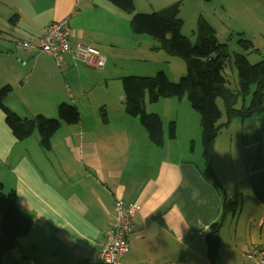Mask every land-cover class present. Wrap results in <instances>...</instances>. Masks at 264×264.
<instances>
[{"label": "crops", "instance_id": "crops-1", "mask_svg": "<svg viewBox=\"0 0 264 264\" xmlns=\"http://www.w3.org/2000/svg\"><path fill=\"white\" fill-rule=\"evenodd\" d=\"M176 1L133 4L150 13ZM65 17L74 41L106 56L103 68L73 65L68 55L57 66L46 53L14 43L38 38ZM133 34L130 15L109 0H0V84L12 87L6 106L20 116L54 117L58 104L68 102L80 113L79 122L62 123L44 149L37 132L17 140L0 109V182L31 220L11 251L24 264H89L117 199L137 208L123 264H242L246 250L264 247V113L244 118L239 127L234 121L237 143L232 133L218 135L211 164L219 181L217 147L219 191L204 175L198 115L190 113L196 111L188 100L160 98L156 110L145 100V110L162 119L161 146L125 113L121 78L165 71L159 43L146 39L151 44L141 47L144 37ZM225 185L235 188L226 193ZM229 200L234 212H223ZM214 223H220L215 262L206 239Z\"/></svg>", "mask_w": 264, "mask_h": 264}, {"label": "trees", "instance_id": "trees-1", "mask_svg": "<svg viewBox=\"0 0 264 264\" xmlns=\"http://www.w3.org/2000/svg\"><path fill=\"white\" fill-rule=\"evenodd\" d=\"M109 1L130 15L133 33L146 34L158 40L159 46L167 54L179 56L186 64V74L177 82H172L163 71L151 76H123L121 85L125 113L139 120L152 144L161 146L164 142L163 122L157 113L145 110L146 98L150 103L165 97H175L179 100L186 98L200 116L204 175L221 191L211 164L214 140L220 128L228 125L233 117L244 119L264 111V63L250 64L244 56L235 54L234 64L238 72L239 87L234 93L227 87V79L222 73L228 54L226 48L218 42L215 29L201 16L197 22V39L194 44L181 34V20L177 16L181 0L150 13L135 11L133 0ZM240 41L245 47L250 44L243 39ZM11 91L12 87L9 84L0 87V109L4 113L7 126L17 140L27 138L38 131L40 145L44 149H49L51 137L62 123L74 124L80 120L78 108L68 102L58 104L57 118L43 114L34 117L20 116L5 104ZM245 96H250L248 104L245 102ZM218 97L224 101L226 112V119L221 123H219L221 111L216 103ZM234 103H239L238 108L233 107ZM167 128L169 138H175L176 122L171 120ZM15 198L14 191L5 193L4 185L0 182V264L3 255L18 246V237L26 234L31 227V220L17 208ZM233 204H235L233 201H224L223 212H234ZM219 228L220 223H214L206 235L213 262L219 255Z\"/></svg>", "mask_w": 264, "mask_h": 264}, {"label": "rangeland", "instance_id": "rangeland-1", "mask_svg": "<svg viewBox=\"0 0 264 264\" xmlns=\"http://www.w3.org/2000/svg\"><path fill=\"white\" fill-rule=\"evenodd\" d=\"M177 16L181 20L180 32L191 42V44H194L197 39L196 26L199 17L202 16L206 19L208 18L213 24H215L216 29L215 28L214 29L216 32L217 40L221 45H223V47L226 48L228 54L226 66L223 69L222 73L227 79V87L229 88V90L233 91L234 93L237 92V89L239 87L238 72L234 64V55L240 54L244 56L247 62H249L250 64H254L257 62L264 63V0H181L179 4V11ZM208 19L207 22L209 23ZM133 35L135 37H144V41L139 43L141 44V47H147L149 44H151V42L150 43L147 42L146 39H148V41H155L156 44L158 41L146 34H133ZM241 39L249 41L250 44L245 47L241 43L240 41ZM133 44L134 47H136L135 45L138 44V40L135 39L133 41ZM165 57H166V61L164 64L165 71L163 72L172 82L173 81L177 82L181 76L186 74V64L184 60L179 56L169 55L166 53ZM180 71L181 74L179 73ZM137 72H141V71H137ZM139 76H151V75H139ZM1 85L2 84H0V86ZM244 98H246L245 102L246 104H248L250 100V96L247 97L245 96ZM244 98L241 97V99ZM157 102L150 104L148 108L150 109V107H153L151 109L156 110V107H158ZM216 103L219 110L221 111V118L219 119V123H221L224 122L226 119L225 105H224V101L220 97L217 98ZM238 104L239 103H234L233 107L238 108L239 106ZM263 106H264V98H263ZM190 113L198 115V125H199L198 134L201 137L199 113L198 112H190ZM261 113H264V111ZM253 115L257 116L258 114L255 113ZM54 118H57V116H54ZM241 120L243 119L239 117L236 118L233 117L228 125H224L220 128L218 135L220 133H222V135H225L228 132L232 133L234 135V140L237 143L238 138H237L236 129L234 128V121H238V127H239L241 125ZM35 132L38 133V131ZM218 135L214 140L213 150ZM223 138L224 136L219 137V145L222 143ZM201 148L202 147L200 141V149ZM213 150H212V154H213ZM194 159L197 160V158ZM213 161L217 164L216 166L220 181L223 178V170L222 167H220L222 164L218 160L217 147H216L215 155L213 157ZM232 188H235V186H232L228 189V186L225 185V188L223 190L227 193L229 190H232Z\"/></svg>", "mask_w": 264, "mask_h": 264}, {"label": "built area", "instance_id": "built-area-1", "mask_svg": "<svg viewBox=\"0 0 264 264\" xmlns=\"http://www.w3.org/2000/svg\"><path fill=\"white\" fill-rule=\"evenodd\" d=\"M18 47L34 49L50 55L57 66H61L66 55L73 65L84 64L91 68H103L107 59L97 48L84 42L74 41L69 17L49 23L41 36L33 40L14 39ZM137 211L135 205L124 204L122 199L114 203V215L104 234V241L89 264H123L129 251L128 239L132 231L131 218ZM242 264H264V247L248 249Z\"/></svg>", "mask_w": 264, "mask_h": 264}, {"label": "water", "instance_id": "water-1", "mask_svg": "<svg viewBox=\"0 0 264 264\" xmlns=\"http://www.w3.org/2000/svg\"><path fill=\"white\" fill-rule=\"evenodd\" d=\"M1 264H24L18 257H16L12 252H7L2 257Z\"/></svg>", "mask_w": 264, "mask_h": 264}, {"label": "clouds", "instance_id": "clouds-1", "mask_svg": "<svg viewBox=\"0 0 264 264\" xmlns=\"http://www.w3.org/2000/svg\"><path fill=\"white\" fill-rule=\"evenodd\" d=\"M65 59V58H64Z\"/></svg>", "mask_w": 264, "mask_h": 264}]
</instances>
